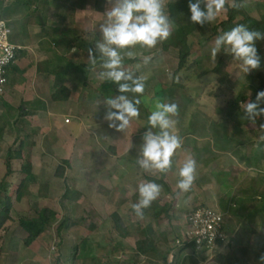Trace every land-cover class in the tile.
<instances>
[{"label":"rangeland","instance_id":"obj_1","mask_svg":"<svg viewBox=\"0 0 264 264\" xmlns=\"http://www.w3.org/2000/svg\"><path fill=\"white\" fill-rule=\"evenodd\" d=\"M235 1L227 0L229 5H234ZM16 4H19L22 9L25 1L0 0V10L1 8L12 9L9 12L11 16L8 15L13 27L12 39L17 36V41L24 43L26 40L27 42V55L21 63L31 72V84L29 88L27 85L23 86L24 95L19 102L22 103L28 98L29 93L34 95L33 87L36 82V91L42 90L40 93L44 95L43 98L50 102V97L61 83L52 87L55 79L47 76V69L59 70L70 61L75 64L80 61L85 63L89 61L88 52L78 48H72L74 52L66 53L65 49L69 51L68 46L64 47L68 45L67 42L62 41L60 47L56 46L53 38L59 39L60 33H53L51 29L68 30L78 27L84 32L100 33V25L105 19L102 14L107 7V0L98 2L97 0H41L40 4H32L30 7L33 11L41 7L44 13L43 11H41L43 14L31 13L28 20L24 19L26 11L23 9L20 14L18 10H15V14L12 13L13 6ZM242 5L251 17L264 21V0H242ZM226 19L227 11L217 18L218 21ZM42 22L46 24L42 25ZM171 23L173 32L177 29V25L172 20ZM22 24L27 26L25 32L20 31ZM214 41L215 39L208 42L202 32L193 31L188 38L191 47L190 61L193 64L199 60L200 66L179 74H176L177 54L173 50L165 53L162 47L163 42L151 50L134 49L133 57L125 58L138 59L136 64L125 70L137 73L144 78V93L149 98L154 97V86L159 83L166 91L171 89L173 84H181V88L175 89V103L180 102L183 95H188L193 100L184 115L173 117L175 121L173 131L180 137L182 145L175 153L172 167L163 179V183L169 189L167 191L163 185L159 184L161 192L156 199L160 200L161 206L166 204L171 206L170 215L174 218L171 220L165 217L162 222H157L149 215L143 218L137 217L132 209V205L138 199V186L150 182L148 179L160 176V173L152 174L143 171L136 163L142 138L146 132L143 122L133 120L124 133H118L108 127L106 120L105 122L102 120L103 123L100 122L99 125L93 121L91 115L89 120L82 115L83 122L86 124L83 123L79 131L83 134L80 136L81 142L71 143L68 148L59 146L57 148L54 144L49 145L50 133L52 134V131L58 127L55 119L59 117V112L55 109L57 112L51 116L53 125L45 130L38 126L36 129H31V123L27 122L28 120L23 125L22 133L19 129L11 133L10 131H13L11 127L1 130L0 181L8 173L9 151L17 150L22 142L25 143V159L12 161L13 175L8 178L9 195L12 199L11 221L0 230V264H71L70 258L74 248L88 237L95 240L93 254L100 259L97 264H135L137 262L133 258L135 243L143 236L142 231L147 226H152L156 233L153 241L160 253L173 249V255L169 257L168 264H177L176 260H179L180 264L184 259L185 264H222L225 257L231 255L233 246L254 249L257 248L258 243L264 244V213L255 214L254 209L249 210L251 205L257 206L260 203L259 200L257 203L249 199L255 192L261 191L262 185L264 186V156L257 151V142L264 139L261 125L245 127L244 130L248 136L241 140L242 145L230 147L223 152L218 149V144L210 139L211 129L205 130L199 127L194 135L190 131V123L197 111L200 112L198 122L203 118L209 123L218 120L221 116L225 118L226 114H222V109L226 112L229 108L228 103L233 102L242 89L256 87L259 84L254 76L250 74L245 76L240 69L235 77L237 82L232 89L223 87L215 75L209 73L204 75L205 72L216 67L222 53L213 60L211 49L214 47ZM51 50L57 52V56L61 59L54 58ZM78 51L83 52L80 57L76 55ZM63 54H68L65 61L62 60ZM260 56L262 66L254 70V74L264 72V55ZM49 59L52 60L47 62ZM36 67L42 71L37 79L33 78ZM96 68L94 75L97 81L94 89H100L108 82L99 79L98 73L102 69L100 66ZM15 77L19 79V76ZM251 90L249 88L250 94ZM99 94L102 97L103 94ZM115 95L118 94L111 96ZM5 99L0 98V115L4 109ZM104 107H106L104 111L107 112V106ZM4 111L7 112V110ZM6 119L9 120V117ZM191 135L194 138L193 146H190L191 142L189 143ZM193 147H196L195 151ZM189 157L197 161L196 179L190 190L183 192L177 188L178 168ZM69 159L71 166L67 167L64 178H58L56 175L58 168ZM29 161L32 172L34 171V181L22 192L21 199L17 200V191L25 177L21 170ZM219 180H222V183ZM68 189L77 193L75 200L71 202L64 199ZM242 199L245 200L244 205L239 204ZM222 202L224 207L221 206ZM199 207L212 208L223 213L227 226L234 228L235 232L226 239L224 246L220 249L201 251V253L198 251L200 253L198 255H193L191 249L183 253L180 250L187 241L190 231L187 218ZM42 208L55 210L59 221L68 217L72 222L76 220L77 225L64 230L60 239L57 237L56 225L38 242L26 247L23 240L27 234L20 227L19 220L22 217L34 216ZM235 212L236 217L233 215ZM113 214L121 216L125 223L130 235L127 239H122L112 229L110 218ZM82 218L85 222L81 221ZM90 226L96 229L89 233ZM120 243L125 251L113 253L111 247ZM151 260V258H143L139 260V264H151ZM251 261V264H259L257 259L253 258ZM79 264L84 263L79 262Z\"/></svg>","mask_w":264,"mask_h":264},{"label":"trees","instance_id":"obj_2","mask_svg":"<svg viewBox=\"0 0 264 264\" xmlns=\"http://www.w3.org/2000/svg\"><path fill=\"white\" fill-rule=\"evenodd\" d=\"M25 1L23 4V10L26 11L24 19L28 20L34 13H40L43 9L40 7L36 8L35 11L31 9V5L40 4L41 0H20ZM99 0H97L98 2ZM203 7V5H202ZM14 11L12 13L15 14V10H18V14L22 13V9L19 7V4L13 6ZM226 11H227V19L225 21H216L211 24H205L203 27L200 25L193 24L190 20V11H189V0H166V13L169 15L170 20H172L176 25L177 29H175L168 40L164 41L162 44L163 51L165 53H169L170 51H175L177 54L178 59V68L176 74L181 72H187L194 70L196 67L200 66V61L196 60L195 63L191 64V47L188 42V38L191 33L195 30H198L205 35L206 40L209 42L213 39H216L218 35L222 34L225 31L230 30L231 28L237 25H245L250 30H256L264 32V21H260L251 17L244 9L242 5V0H236L234 5H229L228 2L226 4ZM31 10V12H30ZM46 10V9H45ZM12 11L11 8H1L0 10V18L9 19V12ZM32 13V14H31ZM42 13V12H41ZM44 13V11H43ZM42 13V14H43ZM42 25H45L46 22H42ZM12 26V24L10 25ZM26 24L21 25L20 31L25 32ZM13 30V29H12ZM55 33H60L59 39H54V43L56 46H60L62 41L68 43V48L71 50L72 48H78L79 50H83L89 53L90 49H95V44L98 40H100V33L99 32H84L81 28H74L68 30L62 29H54ZM53 44V43H52ZM256 47L258 49L259 55H264V40L257 41ZM24 51L18 53V59L23 56ZM138 59L129 60L125 59L124 65L125 68H129L136 64ZM16 65V64H15ZM15 65L8 68V72L12 68H16ZM99 61L95 66L91 63L87 65L83 64H75L73 62H69L65 71L68 73H72L76 77V81L81 83L82 87H86L88 85L87 79L89 74L93 68L99 67ZM238 62H233V57L227 55L225 53H221V56L216 64V67L209 71L205 72L204 75L213 74L217 77L218 81L223 87L227 89L234 88L235 77L237 76V72L240 68ZM195 72V71H194ZM135 76H139L137 73H132ZM249 76V75H248ZM250 76H254L256 80L259 81V84L256 87H249L252 90V93H249V88L245 87L242 91L238 94L236 99L233 102L228 103L229 108L227 111H223L222 114L225 113L226 117L223 116L219 117L218 120L206 121L204 118L198 122V114L200 113L197 111L192 118L190 123V131L195 134L199 127H202L205 130H210V139H212L216 144H218V149L221 152L228 150L230 147H239L242 145V139L247 135V132L244 130L245 127L249 125H264V117L260 118L258 121H249L243 114L241 109V105L248 102V101H255L256 93L260 91H264V72H256L255 74L253 71L250 73ZM181 88V84H173L172 88L166 91L161 84H156L154 87V97L149 98L147 94H143L141 99V104L139 105L140 109V118L137 119L139 123L144 124V130L147 131L148 123L147 118L150 115L151 111L154 110L156 102H168V103H175V89ZM118 86L112 82H108L105 86L100 90L102 94H104L103 98H108L112 94H119L118 93ZM71 95V90L67 87L61 86L59 87L56 92L52 95V100L54 102H66L69 100ZM192 98L188 95H183L180 102H176L175 104L178 107L177 115L181 116L186 113L188 107L192 103ZM227 106V105H226ZM262 107L263 104L261 105ZM9 117V120L12 119V114L10 112H5L3 115H0V132L1 130L4 131L5 128L9 127V120L6 119ZM11 118V119H10ZM264 131V127H262ZM209 132V131H208ZM25 143H20V146L17 150H10L7 156V168L8 173L7 176L0 181V230L11 221L10 212L12 210V199L9 195V188L10 184L8 183V178L13 175L12 172V161H23L25 159L24 154ZM196 150V149H195ZM257 151L259 154L264 156V139L257 142ZM67 167H70V163L65 161L62 166H60L57 170V177L64 178L65 171ZM21 173L25 176L20 183V187L17 191V200L21 199L22 192L25 191L29 185L34 181V175L32 172L31 162L25 163L23 166ZM166 173L161 174L160 176L154 177L153 179H148L150 182H155L157 184H161L165 187V189H169V187L163 183V179ZM220 182L222 180H219ZM222 183V182H221ZM77 196V193L71 190H67V194L64 195V199H68L70 202L75 200L74 197ZM249 200L255 201L257 206L251 205L249 210H255V214H263L264 213V186L262 185L261 191H257L253 194ZM250 201V202H251ZM224 202L221 203V206L224 207ZM241 205L245 204V200H240ZM171 206L166 204L164 206L160 205V200H155L152 205L144 210L143 217L149 215L154 221L162 222V220L166 217L168 219H173L174 217L170 215ZM236 217V212L233 213ZM110 222L112 224V229L118 233V235L122 239H127L130 235L128 233L127 227L121 216L118 214H113L110 218ZM82 222H85V219H81ZM80 221V222H81ZM188 222V219H187ZM19 225L23 229V231L27 234V237L23 240V244L26 247H30L34 243L38 242L40 238L50 229L54 228L57 225L56 232L57 237L60 239L62 237V233L64 230L70 229L71 226H76L77 221L72 220L68 217H64L62 220L57 219V213L55 210L50 208H42L37 211L34 216L31 217H22L19 220ZM96 228L94 226L89 227V233L93 232ZM234 228H230L227 226V221L224 217V224H223V233L226 236V239H229L232 234H234ZM143 236L138 239L135 243V248L133 250V258L137 260L135 264H139L140 259H147L151 258V264H168L169 257L173 255V249H168L165 253H160L156 244L153 241V237L155 236V231L153 230L152 226H147L142 231ZM222 242H218L214 248V250L222 248L224 245ZM94 245L95 240L92 238L84 239L78 246H76L72 252V256L70 258L71 264H79V262H83L84 264H97L100 262L99 257L93 254L94 252ZM264 244H257V248L250 249L244 247H237L233 246L231 255L225 257L224 262L222 264H251V260L257 259L259 260V264H264ZM111 251L113 253H120V251H125L123 245L120 243L118 245H114L111 247ZM188 249L193 251V255L200 254L196 250L195 245L193 243L185 241L182 245L181 252H185ZM207 250H203L205 252ZM253 257V258H252ZM184 261H180V264H185ZM179 260H176L178 263Z\"/></svg>","mask_w":264,"mask_h":264},{"label":"clouds","instance_id":"obj_3","mask_svg":"<svg viewBox=\"0 0 264 264\" xmlns=\"http://www.w3.org/2000/svg\"><path fill=\"white\" fill-rule=\"evenodd\" d=\"M227 0H189L190 20L203 27L217 20L226 11ZM203 5V7H202ZM166 0H107L102 14L104 23L100 25V40L95 49H90L88 58L95 66L99 61L102 71L101 81L118 86V95L109 96L104 104L107 112L104 119L108 127L124 133L133 120L140 118V97L145 92V80L125 70V58H132L134 49L151 50L166 41L172 34V23L165 11ZM264 40V32L250 30L245 25H237L218 35L211 49V57L216 60L221 52L238 62L241 72L247 76L262 66L256 42ZM264 91L256 93L255 101L241 105L244 116L251 121L264 117ZM178 107L175 103L156 102L154 110L147 118V131L142 138L136 163L147 173H166L173 163V157L181 148L182 141L173 131ZM264 127V125H261ZM197 171V161L187 158L178 168L177 188L183 192L190 190ZM161 186L155 182H145L138 186V199L132 205L137 217L143 218L144 210L159 197Z\"/></svg>","mask_w":264,"mask_h":264},{"label":"crops","instance_id":"obj_4","mask_svg":"<svg viewBox=\"0 0 264 264\" xmlns=\"http://www.w3.org/2000/svg\"><path fill=\"white\" fill-rule=\"evenodd\" d=\"M10 19H8L7 21L11 25L12 23ZM11 28L13 29L12 26ZM51 30L53 33H55L54 29H51ZM12 41L15 44L23 45L25 47V52L23 53V56H21V58L18 59V62L15 65L16 68L15 69L12 68L8 72V86H7V91H6L7 96L5 95L6 99L4 97L5 103H3L4 109L2 107L3 110H2L1 115L5 113L4 110H7V112H10L12 114V119L11 121L9 120L10 122L9 124L11 125L7 127V128L11 127V129H13V131L9 129L11 130L10 131L11 133L13 132L15 133L17 129H19V132L22 133V130L24 131L23 125L24 123L26 124L27 120H28L27 122L31 123V129H36V127L38 126L39 128L43 127L45 130L49 126L53 125L51 123L52 122L51 116H54V113L58 111L59 117L55 116L57 117L55 120H56V124H58L57 125L58 129L57 128L55 130L53 129L54 131H52V134L50 133L51 137L49 140L50 142L49 145L52 146V144H54V147H57V148L58 146L68 148L69 144L81 142L82 140L80 136H83V134L79 131H80L82 124L83 123L86 124L85 122H83L84 120L82 119L83 118L82 115H84L85 119L87 120H89L88 119L90 118L89 115H91L93 118V121H96L99 125L101 124L100 122H102V120L105 122L104 117L106 115V112L104 110L106 107H104L105 105L102 102H104L106 98H103L105 96L104 94H103L104 96L102 95L101 97V95L99 94L101 93L99 89H94L95 87L94 84L97 81V78L95 77L94 72H96L97 68H93L91 70L89 77L87 79L88 85L86 87H82L81 83L76 81L77 79L74 74L68 73L67 71H65V68L67 67L69 62L65 64V66L59 70L54 69V68L52 69L49 68L47 69V72H46L47 76L55 79V82L52 84V87H54L55 84L57 83H61L60 87L64 86L70 89L71 95H70L69 100L66 102H54L51 96L50 97L51 101L48 102V100H45V98H43L44 95L40 93V91L42 90L36 91V88H37L36 87L37 82H36L33 87L35 89L34 90L35 96L30 95L29 93L28 95L29 97L24 99V101L22 102L23 104L19 102L20 98L24 95L23 86L25 87V85H27L28 88L30 87L31 72L30 70L27 69V67H25V65H23V63H21V61L24 60L23 58L27 55L28 48L26 47V43H27L26 40H24V43H22L20 41H17V36H15L13 37ZM64 47H67V45ZM65 51L66 53H69V52H74L75 50L67 51L65 49ZM52 52L54 53L53 54L54 58L56 59L59 58V60L61 59L60 57L57 56L56 54L57 52H54V51ZM81 54H83V52L81 51H78V53H76V55H78L79 57L81 56ZM63 55L64 56L62 57V60L63 59L64 61L67 60L65 58L68 56V54L66 55L63 54ZM50 60L52 59H49L47 62H50ZM76 63L87 65L91 63V61L89 60L86 63L84 61H80ZM41 73L42 71L36 67V70L33 73L34 75L33 78L37 79V77ZM15 76H19V79H17V77ZM23 77L25 78L23 79ZM104 86H102L101 88H103ZM52 87L50 88V91L52 90ZM13 89H14V93H13ZM16 95L20 97H17ZM55 109H57V111ZM24 119H26L25 122H24ZM67 120L69 122H66ZM47 130H50V129H47ZM190 138H191V140L189 141V143L191 142L190 146H193L194 138L192 137V135ZM16 139H17L16 141L19 140L17 137ZM195 149L196 147L193 150L195 151ZM66 161H68L71 166V162H70L71 160L69 159Z\"/></svg>","mask_w":264,"mask_h":264},{"label":"built area","instance_id":"obj_5","mask_svg":"<svg viewBox=\"0 0 264 264\" xmlns=\"http://www.w3.org/2000/svg\"><path fill=\"white\" fill-rule=\"evenodd\" d=\"M12 35L9 22L0 18V98L6 95L8 68L17 63L18 53L25 50L23 45L12 41ZM187 219L190 226L187 242L193 243L197 251H211L218 242L225 243L224 214L220 211L199 207Z\"/></svg>","mask_w":264,"mask_h":264}]
</instances>
